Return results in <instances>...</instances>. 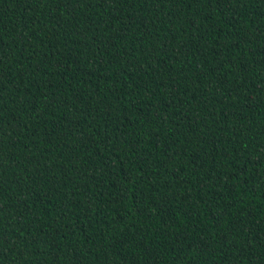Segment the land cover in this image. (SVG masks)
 <instances>
[{"label": "trees", "instance_id": "trees-1", "mask_svg": "<svg viewBox=\"0 0 264 264\" xmlns=\"http://www.w3.org/2000/svg\"><path fill=\"white\" fill-rule=\"evenodd\" d=\"M0 264H264V0H0Z\"/></svg>", "mask_w": 264, "mask_h": 264}]
</instances>
